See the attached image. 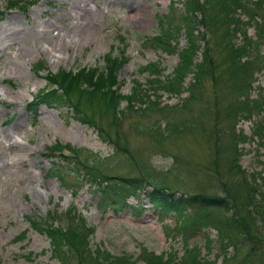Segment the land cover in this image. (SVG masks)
I'll return each mask as SVG.
<instances>
[{
  "label": "rangeland",
  "instance_id": "rangeland-1",
  "mask_svg": "<svg viewBox=\"0 0 264 264\" xmlns=\"http://www.w3.org/2000/svg\"><path fill=\"white\" fill-rule=\"evenodd\" d=\"M7 1L0 0V264H59L48 237L33 229L30 220H53V225L61 228L74 223L81 230L88 227L87 251L100 246L112 258L125 257L135 264H144L139 257L146 251H176L180 256L183 245L171 230L173 219L157 212L142 195L152 186L169 189L175 196L195 194L234 199L229 202L241 204L240 177L236 164L233 166L231 119L227 117V106L235 99L230 76L235 63L228 56L226 26L221 22L214 25L219 5L214 3L207 11L208 28L197 26L196 34L203 32L199 51L204 48L197 59L205 55L210 67L198 77L188 75L184 93L178 97L163 93L161 109L146 99L116 117L93 102L83 98L78 102L69 95L71 104L89 120L83 123L67 106L55 109L40 104L34 116L27 111V103L45 86L44 72L37 69L44 67L54 73L58 69L101 67L102 55H116L122 50L127 61L117 75L120 93H130L133 80L147 89L148 64H159L161 79L177 63L175 53L163 52L149 39L158 31L159 15L167 14L166 21L173 28L184 27L180 2L22 0L27 3L25 9H8ZM247 1L253 18L250 24L264 26V0ZM246 32L264 54V38H258L252 27ZM184 33L181 29L178 34V48H184L191 39ZM261 56L250 97L264 93ZM146 93L156 99L149 90ZM236 128L249 135L251 123L242 120ZM54 143L72 146L75 156L107 177L108 184H126V180L134 179L144 189L141 186L139 193L123 196L119 206L117 199L101 203L93 189L73 174L65 176L62 185L57 171L70 167L74 158L64 159L61 153L48 151L46 148ZM236 146L242 152L237 164L247 171L262 168L264 175L263 149L255 141ZM62 153L68 154L66 150ZM203 210L206 231L214 239L220 210L214 206ZM73 213L81 216L84 224ZM241 214L244 231L259 238L264 252V227L250 225ZM231 237L230 258L222 260L219 256L215 264H242L249 253L237 232ZM188 242L201 246L202 236L197 234ZM72 251L67 252L66 264H97L86 251ZM200 253H204L202 248ZM256 260L264 264V253Z\"/></svg>",
  "mask_w": 264,
  "mask_h": 264
},
{
  "label": "trees",
  "instance_id": "trees-1",
  "mask_svg": "<svg viewBox=\"0 0 264 264\" xmlns=\"http://www.w3.org/2000/svg\"><path fill=\"white\" fill-rule=\"evenodd\" d=\"M173 1L170 0L169 2L172 3ZM177 2H180L182 8L185 21L184 27L180 29L178 27L173 28L166 21L167 14L159 15L157 19L158 31L149 39L155 47L163 52L177 55L176 65L166 76L160 79L159 73L162 68L159 64H148V88L144 89L145 87L133 80L134 85L131 92L121 94L117 75L127 61V57L122 50L116 55L109 52L102 55L100 58L101 67L82 66L75 70L58 69L54 73H50L46 68L41 67L37 71L44 72L42 78L45 80V86L27 103L26 109L32 112L31 115L34 116L37 106L40 104L55 109L67 106L71 112L75 113L76 119L83 123H88L89 120L84 119L83 115L71 104L69 95L76 97L78 102L83 98L86 102L95 103L103 108L105 112H108L111 117L119 116L124 110L136 106L135 103L137 102L144 104L146 99L150 100V105L155 109H161L159 98L163 93H166L169 97H178L186 91L183 83L188 75L198 77L210 67L205 55L204 58L197 59L204 49L201 52L199 51L198 43L202 40L203 32L199 35L196 34L197 26L208 28L210 20L207 17L210 15L208 14L206 17L207 11L214 3L219 5V12L215 16L214 25L221 22L226 26L225 33L227 37L229 36L230 43L228 44V56L235 63L234 70L230 74L234 79L232 85L235 91V99L227 106V117L231 119L229 128L232 141H234L232 142L233 151H235L233 166L236 164V173L240 177L243 195L238 199H242V202L237 205L235 201L229 202L234 199L228 200L195 194L175 196L174 192L169 189L152 186L148 192L142 195L147 198L149 205L157 212L165 213L173 219L171 230L179 235L183 250L180 256L177 255L176 251L170 253L160 252L158 254L153 251H146L140 255L139 260L144 264H215L214 261L219 256L223 257L222 260L230 258L231 255L228 249L234 243L232 242L231 233L237 232L240 242L243 245H248L249 250L241 263L260 264V261L258 262L256 258H260L264 252L258 245L260 244L259 238L252 237L244 231L245 228L242 225L243 215L241 213L245 214L250 225L257 228L264 227V175H262V168L258 171H247L237 164V158L242 155V152L236 145L255 141L258 148L263 149L262 155L264 157V93L257 92L254 97H250L253 91L252 84L255 80L254 70L258 71L260 69L263 60L261 55L264 57V54H261L257 43L246 32L248 27H252L258 38H264V26L258 22L250 24V20L253 21V18L247 0H177ZM26 4L22 0H9L6 3L8 9H25ZM181 29L185 30L184 34L186 36L191 37L184 48L176 46ZM119 40L122 41L123 39L120 37ZM148 90L152 95H155V100L150 98V93H146ZM157 92L160 93L156 94ZM122 102H124L123 106H121ZM242 120L251 123L249 135H244L242 130L236 128V124ZM46 149L61 153L64 159L74 158L70 162V167L66 170H58L57 173L59 172V174H55L62 185H64V177L73 174L76 180L83 182V184L86 183L88 187L93 189L101 203L107 201V199H117L120 206L124 200L123 196L131 195L135 193L134 191L139 193L141 186H143L141 182H136L134 179L126 180V184H108L107 177H102L95 170V167L87 165L75 156L76 150L72 146L54 143ZM63 150H66L68 154L64 155ZM112 191L116 192L113 193ZM208 206L218 207L220 210V218L217 222L218 227L215 228L214 239L209 238L206 231L207 216L203 208ZM73 215L75 214L73 213ZM70 219L73 221L74 217L71 216ZM76 219L79 223L84 224L82 218L78 219L77 217ZM29 222L33 229L43 232L48 237L52 251L59 259V264H66L67 252H74L72 250L77 253L86 251V255L90 256L97 264H135V262L125 257L112 258L100 246L96 247L95 250L87 251L85 239L91 229L87 227L85 230H81L78 223L61 228L53 225V220H44L39 223L30 220ZM243 232L246 234L243 235ZM197 234L202 236L201 246L195 242H188ZM200 248L204 250V253H200ZM231 253H234L233 249H231Z\"/></svg>",
  "mask_w": 264,
  "mask_h": 264
}]
</instances>
